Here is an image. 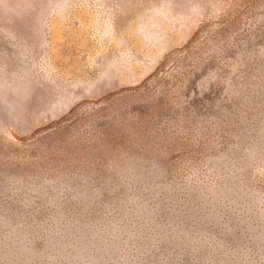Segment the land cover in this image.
<instances>
[{
	"label": "rangeland",
	"instance_id": "1",
	"mask_svg": "<svg viewBox=\"0 0 264 264\" xmlns=\"http://www.w3.org/2000/svg\"><path fill=\"white\" fill-rule=\"evenodd\" d=\"M0 264H264V0H0Z\"/></svg>",
	"mask_w": 264,
	"mask_h": 264
}]
</instances>
